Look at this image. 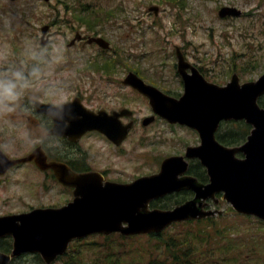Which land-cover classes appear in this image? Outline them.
I'll return each instance as SVG.
<instances>
[{"label": "rangeland", "instance_id": "1", "mask_svg": "<svg viewBox=\"0 0 264 264\" xmlns=\"http://www.w3.org/2000/svg\"><path fill=\"white\" fill-rule=\"evenodd\" d=\"M152 5L159 7L158 16L149 11ZM226 6L242 11V16L220 18L218 11ZM74 8L121 10L101 27L102 36L115 48L112 57L127 60L128 64H109L111 73L116 71L106 74L105 78L87 70L89 63L86 60L94 55V50L82 54L79 43L76 48L66 49L75 36V29H79L74 19L72 23L68 22ZM52 22L56 26L52 29L50 43L42 47L41 28ZM176 45L182 49L187 61L207 69L217 83L229 82L231 75L236 73L242 82L257 80L264 74V0H187L186 8L174 0H53L49 4L41 0H0V79L5 78L11 68L22 67L29 71L26 76L34 65L41 69L38 77L29 76L30 85L21 90L16 102L21 110L17 112L15 106L14 110L8 111L4 106L6 101L0 100V147L10 158H21L43 144L55 158L85 161L89 167L107 171L108 179L120 183L158 173L164 158L182 154L187 145L199 142L186 127H167L164 121L157 119L148 127L137 128L132 138L116 150L110 149L105 140L95 135L87 136L77 147L71 148L60 137L52 138L47 134L51 127L46 118L42 119V127H49L48 130L37 127L34 122L30 124L26 117L20 119V116L29 115V104L38 99L58 104L62 92L70 95L72 100L84 93L85 104L91 108L112 109L128 105L142 119L149 117L148 101L131 90L127 93L116 78L121 81L130 71H136L146 82L162 87V83H168L174 77ZM161 71L167 78L160 77ZM217 76L219 80L215 79ZM93 78L96 79L95 86L99 87L94 94ZM174 86L171 90L178 92L180 86ZM235 126L232 125V129ZM33 168L35 170L25 165L0 178V216L29 212L39 206L57 207L73 199L72 190L69 189L70 192L52 177L43 176ZM184 194L186 192L174 193L156 202L155 206H175L184 199ZM219 208L225 211L223 218L231 231L252 233L249 242L242 244L263 251L260 263L264 264V223L253 222L254 218L245 221L236 216L227 203L221 202ZM218 226L224 228L225 223ZM187 228L186 225L173 227L165 234H179ZM111 238L89 237L75 246L72 255L81 259L80 264H90L100 252V256L118 252L127 254L130 249L129 254L132 250L131 253L137 254L134 249L148 248L150 242L147 236L127 240L119 235ZM3 243L6 247L7 241ZM90 249L92 251L88 252ZM70 258L66 257L64 262ZM25 263L24 259L21 264Z\"/></svg>", "mask_w": 264, "mask_h": 264}, {"label": "water", "instance_id": "2", "mask_svg": "<svg viewBox=\"0 0 264 264\" xmlns=\"http://www.w3.org/2000/svg\"><path fill=\"white\" fill-rule=\"evenodd\" d=\"M227 14L239 15L235 10L221 12L222 16ZM98 42L106 46L102 40ZM179 55L180 71L184 72L186 63L181 53ZM125 82L148 95L153 106L165 109L173 122H183L200 131L203 145L189 156L203 160L211 183L204 186L194 178L177 179L172 173H165L169 166L181 167V172L185 171L187 164L182 158L178 161L167 159L160 175L143 177L130 184H118L104 183L103 176L98 173L77 174L65 164H47L41 149L21 160H9L0 150V174L18 163L36 160L41 169L51 166L60 182L75 188L74 201L62 208L0 217V240L9 236L14 238L12 255L0 252V264H8L12 258L26 252L38 253L47 264H53L66 253L73 240L94 233L149 234L162 232L174 222L212 216L214 212L204 211L205 201L222 191L226 192L223 199L230 201L236 210L264 219V109H260L257 103L264 94V76L257 82L240 86L235 75L226 88L207 87L195 77H189L186 95L180 101L164 99L157 95L156 90L151 92L148 90L150 87L135 74H130ZM60 109L44 104L39 107L40 111L53 115ZM205 111L209 112L206 114ZM199 115L205 116L200 119ZM242 119L255 128L249 141L233 149L220 145L215 139L219 123ZM97 124V119H91L85 129H95ZM75 128L78 134L85 131L83 126ZM56 129L58 133L64 131L60 123ZM68 131L72 132L73 128ZM240 151L246 154V159L236 158ZM187 188L196 192L194 200L174 210H149L152 200Z\"/></svg>", "mask_w": 264, "mask_h": 264}, {"label": "trees", "instance_id": "3", "mask_svg": "<svg viewBox=\"0 0 264 264\" xmlns=\"http://www.w3.org/2000/svg\"><path fill=\"white\" fill-rule=\"evenodd\" d=\"M261 105H264V100L261 101ZM249 131V126L242 124L238 133L228 130L231 134L223 133L219 139L225 144H237L240 142L237 136H240L242 132L246 138ZM197 176L200 175L197 174ZM194 224H196L195 227H193ZM185 225H189L190 228L179 234L167 233L151 236L148 248L134 249L137 254L131 253L132 250L130 254L129 252L127 254L118 252L116 255L100 256L102 255L100 252L90 264H261L263 251L252 250L242 244L249 242L251 232L231 231L230 227L222 228L218 226L221 224L212 219ZM213 238H216L214 242H212ZM87 251L91 252L92 249ZM74 252L66 256H71L70 261L65 263L66 257L60 258V261H63V264H80L81 259L72 255ZM24 259L27 261L25 264H44L39 255L22 258L19 264Z\"/></svg>", "mask_w": 264, "mask_h": 264}, {"label": "clouds", "instance_id": "4", "mask_svg": "<svg viewBox=\"0 0 264 264\" xmlns=\"http://www.w3.org/2000/svg\"><path fill=\"white\" fill-rule=\"evenodd\" d=\"M41 69L38 65H34L29 73L30 77H38ZM29 76L25 75L22 67L11 68L8 70V75L0 79V100L6 101L4 105L8 111L14 110L18 101L21 90L27 88L31 81ZM72 98L66 93H59V102L54 107H63L70 104ZM55 119V118H54Z\"/></svg>", "mask_w": 264, "mask_h": 264}, {"label": "flooded vegetation", "instance_id": "5", "mask_svg": "<svg viewBox=\"0 0 264 264\" xmlns=\"http://www.w3.org/2000/svg\"><path fill=\"white\" fill-rule=\"evenodd\" d=\"M86 37L84 36L83 37V39L81 40V47L83 48V47H85L84 49L86 50V49H88V46H86ZM170 83H171V81L169 80L168 81V83H163V85H165V84H167V86L168 87H170ZM180 83V82H179ZM159 86V85H158ZM166 86V85H165ZM160 87V86H159ZM127 88V89H126ZM162 90H164V91H168L169 90V88H163V87H160ZM129 89H131V88H129ZM129 89H128V87H124V90L128 93V91H129ZM124 108H127V107H124V106H118V107H116V108H112V109H108V110H106V111H109V112H120V111H122ZM105 110V109H104ZM98 112V111H97ZM138 113H135L134 112V115L133 116H123V117H121L120 118V123L121 124H127L129 121H131V120H134L135 121V126H134V129H136L141 123H142V121H143V119L141 118V117H139L138 115H137ZM46 119H47V121L49 120V125H50V127L52 128L53 127V125H54V123H53V120L52 119H49V118H47L46 117ZM157 119H159V120H161V118H159V117H157L156 118V120ZM89 135H95L98 139H103V140H105L106 141V143H110V144H112L107 138H106V136H104L103 134H101L100 132H97V131H93V132H87V133H85L83 136H82V139H81V141H83V140H85L86 138H87V136H89ZM52 138H55V137H52ZM60 140H62L63 142H64V144H66V145H68V146H70L71 148H74V147H77L78 146V144L77 145H75V144H73V143H71L70 142V140L69 139H67V138H59ZM129 139V138H128ZM127 139V140H128ZM127 140H125V142L124 143H126V141ZM113 145V144H112ZM49 156V160L50 161H56V160H58V161H61V163H65V164H67V165H69L75 172H77V173H87V172H92V171H95V172H101L105 177H106V179H108L107 177V171H105V170H102V171H100L99 169H97V168H93V167H89V164L88 163H86L85 161H79L78 159H76V160H74V161H70V160H68V159H64V158H62L61 160H59V159H55V158H53L52 157V155H48ZM196 167H198L199 169H201L204 173H206L205 172V170L203 169V168H200L199 167V164L196 166ZM204 183H207V182H204ZM70 202V201H69Z\"/></svg>", "mask_w": 264, "mask_h": 264}, {"label": "bare ground", "instance_id": "6", "mask_svg": "<svg viewBox=\"0 0 264 264\" xmlns=\"http://www.w3.org/2000/svg\"><path fill=\"white\" fill-rule=\"evenodd\" d=\"M157 206V205H156ZM159 207V206H158ZM162 241H163V239H162Z\"/></svg>", "mask_w": 264, "mask_h": 264}]
</instances>
